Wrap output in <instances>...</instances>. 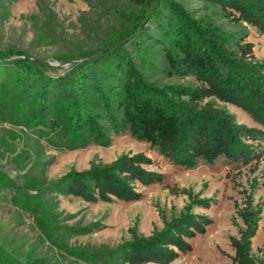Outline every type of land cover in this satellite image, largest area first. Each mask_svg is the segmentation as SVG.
<instances>
[{
  "label": "trees",
  "instance_id": "1",
  "mask_svg": "<svg viewBox=\"0 0 264 264\" xmlns=\"http://www.w3.org/2000/svg\"><path fill=\"white\" fill-rule=\"evenodd\" d=\"M206 1L264 35V0ZM248 36L246 29H224L176 0H158L137 28L109 42L103 57L80 62L65 73L51 74L42 61L19 50L0 49V107L14 123L70 149L108 146L113 132L127 131L177 166L193 168L202 160L213 164L220 158L259 165L264 161V60H257ZM159 58L170 72L193 76L199 85L151 80L145 63L153 67ZM218 101L247 112L259 126L238 122ZM153 163L146 153H123L111 163L71 170L48 189L92 202L137 201L143 195L137 184L165 180L162 172L148 168ZM18 190L21 200L24 192ZM189 196L184 211L165 219L151 235L140 234L136 222L130 228L132 238L114 248L66 250L93 263L178 264L182 254L192 251L191 240L213 222L194 211L211 207L212 200ZM23 200L25 207L40 209V225L51 237L56 227L51 204L40 198L37 203ZM238 214L244 228L231 237L234 264H264V252L253 253L263 205L249 194Z\"/></svg>",
  "mask_w": 264,
  "mask_h": 264
},
{
  "label": "rangeland",
  "instance_id": "2",
  "mask_svg": "<svg viewBox=\"0 0 264 264\" xmlns=\"http://www.w3.org/2000/svg\"><path fill=\"white\" fill-rule=\"evenodd\" d=\"M176 1L224 29H246L257 60H264V35L255 27L226 17L219 5L206 0ZM157 3L158 0H0V49L19 50L42 61L51 74L65 73L80 62L103 57L109 42L137 28ZM145 65L148 77L161 85H199L193 76L170 72L161 58L153 67ZM217 105L233 113L238 122L259 126L242 109L223 101ZM140 152L154 160L149 169L165 175L163 183L137 184L143 194L140 200L92 202L48 189L71 170H85L92 163H111L123 153ZM263 173L264 161L245 165L220 158L213 164L202 160L193 168L177 166L127 131L113 132L108 146L89 144L70 149L41 138L28 126L14 123L0 107V264H103L66 249L114 248L132 238L130 228L136 222L140 234L151 235L164 226L165 219L184 211L190 202L189 193L212 200L211 207L197 206L194 211L208 215L213 222L205 234L191 240L192 251L182 254L176 263L234 264L231 237L239 236L244 228L238 207L244 206L249 194L255 204L263 205L253 239V253L261 256ZM19 188L24 192L21 200ZM24 198L34 203L40 198L51 204L56 226L50 232L53 239L40 225V209L25 207Z\"/></svg>",
  "mask_w": 264,
  "mask_h": 264
}]
</instances>
